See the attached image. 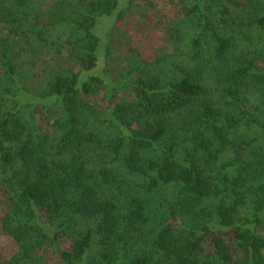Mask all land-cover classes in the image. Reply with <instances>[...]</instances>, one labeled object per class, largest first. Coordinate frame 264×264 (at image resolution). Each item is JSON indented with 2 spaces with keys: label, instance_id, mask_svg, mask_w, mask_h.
Instances as JSON below:
<instances>
[{
  "label": "trees",
  "instance_id": "1",
  "mask_svg": "<svg viewBox=\"0 0 264 264\" xmlns=\"http://www.w3.org/2000/svg\"><path fill=\"white\" fill-rule=\"evenodd\" d=\"M182 1L179 78L122 100L94 30L135 1L0 0V264H264V0Z\"/></svg>",
  "mask_w": 264,
  "mask_h": 264
},
{
  "label": "rangeland",
  "instance_id": "2",
  "mask_svg": "<svg viewBox=\"0 0 264 264\" xmlns=\"http://www.w3.org/2000/svg\"><path fill=\"white\" fill-rule=\"evenodd\" d=\"M133 9L119 11L114 17L99 20L95 26L96 35L101 38L99 63L96 72H102L104 77L116 85L124 86L120 90V99H134L136 93L124 83L136 82L141 76L154 71V79L165 82L172 77L179 78L182 55L178 54L175 44L170 41L169 34L178 32V26L185 16L186 5L182 0H132ZM194 26L187 29L190 35ZM264 46V32L252 33L251 49ZM69 47L60 55L39 52V80L51 78V66L75 69L79 67L80 55ZM176 50V51H175ZM18 65L29 68V60L24 56L18 60ZM264 67V65H262ZM24 70L22 75L25 74ZM38 81L32 80V74L24 76V85L37 87ZM15 246L8 237L0 236V254L9 257ZM52 264H60L52 257Z\"/></svg>",
  "mask_w": 264,
  "mask_h": 264
}]
</instances>
